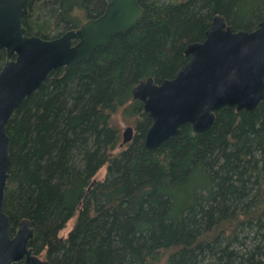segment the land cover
<instances>
[{
	"label": "trees",
	"instance_id": "obj_1",
	"mask_svg": "<svg viewBox=\"0 0 264 264\" xmlns=\"http://www.w3.org/2000/svg\"><path fill=\"white\" fill-rule=\"evenodd\" d=\"M138 3L133 27L87 62L51 70L7 120L1 209L10 231L29 220L28 246L50 264H264V98L250 111L220 107L210 128L186 124L145 149L150 119L131 96L139 80L172 77L187 60L183 45L203 38L213 14L250 30L264 19V0ZM104 4L29 0L21 25L49 39ZM117 111L133 125L123 147Z\"/></svg>",
	"mask_w": 264,
	"mask_h": 264
},
{
	"label": "water",
	"instance_id": "obj_2",
	"mask_svg": "<svg viewBox=\"0 0 264 264\" xmlns=\"http://www.w3.org/2000/svg\"><path fill=\"white\" fill-rule=\"evenodd\" d=\"M28 2L0 0V264H50L28 246L33 235L29 220L21 219L11 232L1 209L9 165L7 120L51 70L87 62L113 35L133 27L143 12L138 0H105L95 18L43 39L26 35L21 25ZM182 52L188 58L172 77L158 82L147 77L131 89L150 119L142 139L145 149L157 148L186 124L195 133L210 128L220 107L250 111L264 98V19L250 30H232L213 14L203 38L185 43ZM121 134L120 144L129 142L132 127Z\"/></svg>",
	"mask_w": 264,
	"mask_h": 264
},
{
	"label": "rangeland",
	"instance_id": "obj_3",
	"mask_svg": "<svg viewBox=\"0 0 264 264\" xmlns=\"http://www.w3.org/2000/svg\"><path fill=\"white\" fill-rule=\"evenodd\" d=\"M42 17H43V13L41 12L38 14V18H42ZM126 120L127 119H124L123 116L121 115V111H117L116 114L112 116V123L118 129L119 142H121V132L124 130V128L129 125L133 127V125L130 123L131 121L130 120L126 121ZM125 144L126 143L120 144V146L123 147V145ZM104 173H105V166H102L96 171V173L93 176V179L102 180L104 177ZM75 219L76 216H73L67 221L65 227L59 232V236L63 237L71 229V227L74 225Z\"/></svg>",
	"mask_w": 264,
	"mask_h": 264
},
{
	"label": "flooded vegetation",
	"instance_id": "obj_4",
	"mask_svg": "<svg viewBox=\"0 0 264 264\" xmlns=\"http://www.w3.org/2000/svg\"><path fill=\"white\" fill-rule=\"evenodd\" d=\"M104 5H105V4H104ZM139 5H140V4H139ZM103 8H104V7H103ZM99 14H100V13H99ZM99 14H97L96 16H98ZM96 16H90L89 18H86V20H87V19H91V18H95ZM84 21H85V20H84ZM79 25H80V24H79ZM79 25H78V26H79ZM78 26H77V27H78ZM75 28H76V27H75ZM62 32H63V31H62ZM192 42H193V41H192ZM187 43H188V42H187ZM183 46H184V45H183ZM1 51H2V50H1ZM187 58H188V57H187ZM132 133H133V128H132ZM121 135H122V134H121ZM18 264H19V263H18Z\"/></svg>",
	"mask_w": 264,
	"mask_h": 264
}]
</instances>
